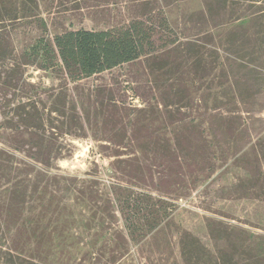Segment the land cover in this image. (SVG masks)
<instances>
[{"label": "rangeland", "instance_id": "obj_1", "mask_svg": "<svg viewBox=\"0 0 264 264\" xmlns=\"http://www.w3.org/2000/svg\"><path fill=\"white\" fill-rule=\"evenodd\" d=\"M36 2L38 7L34 16L3 23L10 36L11 46L18 56L35 39L46 33L51 37L55 32L62 31L113 29L135 18L151 34L150 43L143 47L144 54H156L165 50L173 39L167 35L165 24L174 27L175 32L177 26L182 27L184 17L191 13L197 14L205 8L203 0ZM44 24L46 32L42 28ZM183 34L188 39L192 36V32H176L174 38H181ZM144 60L141 56L138 62L145 68ZM139 72L138 65H125L110 73L82 80L78 89L83 92L80 96L85 101L82 103L83 107H87L85 103L88 97L93 96L90 99L93 101L96 84L111 87L117 104L130 110L133 118L137 109L145 105L148 109L153 107L152 102L159 99L160 92L151 89V85L154 88L153 84L150 85L151 81L154 82L151 75L135 81L134 77ZM185 76H188L186 81L191 79L190 75ZM228 78L233 80L231 75ZM23 79L42 86L59 85L35 65L26 67ZM191 81V100L205 94L207 104L194 110L180 109L179 112L186 117L185 121L174 126L166 123L167 135L163 134V137L164 140L166 137L171 138L170 142L173 143V136L178 134L181 139L186 134L189 141L193 139L196 143L193 148L203 154L205 139L207 144L210 143L207 159L205 156L200 157L201 159L193 158V150L187 155L186 163L174 160V155H171L166 164L169 170L166 172L167 168L162 170L163 162L160 158L147 154L152 153L151 148L144 151L146 153H141L137 149L139 147L132 142H128L129 146L124 148L102 143L103 134L99 125L95 131L94 119H90V126H85L84 132L77 138L56 136V144L61 148L63 158L51 162L49 172L51 179L60 181L55 184V188L61 187V193L56 197L55 207L49 211L51 214L54 211V218L49 214L46 221H43L46 225L56 222L51 224L56 227L50 231L51 235L45 234L42 243L36 246L26 233L28 222L34 215V207L30 202L13 211L14 219L11 221L2 214L3 211L0 212V264H97L95 250L92 248L96 240L99 245L105 242L104 245H107V242L117 241V238H120V244L128 239L118 199L130 190L135 195L143 196L142 199L145 196L151 197L152 205L143 204L139 216L151 220L155 214L153 218H156L158 225L143 240L128 239L130 242L127 251L118 259L117 264H184L180 244L186 239V234L198 239L205 250L215 251L209 226L222 233H241L262 242L264 247V85L253 96L245 100L238 98L235 105L227 106V100H215V97L216 94L218 98L231 95V90H226L227 85L231 84L229 81L223 85L225 91L221 87L219 93L216 89L206 87L207 84L200 80ZM68 87L71 88L72 85ZM202 88L204 89L196 92ZM91 91L93 95L90 94ZM6 98H10V95ZM3 109L4 104L0 103V147L6 148L7 144L12 143L9 140L12 136L5 129L9 120L5 121L1 116ZM79 110L82 114L81 102ZM156 115L160 116V113ZM192 118L202 128H191L189 120ZM222 122L230 123L231 129L224 127ZM157 125L151 128H156ZM124 126L128 132L134 131L132 122L129 127L125 121ZM86 147L89 152L83 157L79 156ZM171 148L174 149L173 146ZM18 156L17 160H22V155ZM61 161L67 162L69 168L60 167ZM77 163L83 164L84 169L71 167ZM2 185L0 182V189ZM83 185L94 190L97 187L102 193L103 201L108 197L112 204L109 213L95 215V211L84 204V199L76 190ZM154 202L156 206H153Z\"/></svg>", "mask_w": 264, "mask_h": 264}, {"label": "trees", "instance_id": "obj_2", "mask_svg": "<svg viewBox=\"0 0 264 264\" xmlns=\"http://www.w3.org/2000/svg\"><path fill=\"white\" fill-rule=\"evenodd\" d=\"M203 1L205 8L184 17L182 27L177 26L175 32L174 27L164 25L167 35L173 39L165 50L156 54H144L143 47L150 43L151 34L135 18L113 29L62 31L55 32L51 37L46 33L18 56L3 23L34 16L38 5L36 0H0V103L4 104L1 116L5 121L9 120L5 129L12 136L9 139L11 144H7L6 148L0 147V182L3 183L0 212L3 211L2 214L11 221L14 219L13 211L30 202L34 215L28 222L26 233L36 246L42 243L45 234L51 235L50 231L56 227L51 225L56 222L47 225L43 222L51 214L49 211L55 207L56 197L61 193V187L55 188L60 181L51 179L49 172L50 163L63 158L56 136L77 138L84 132L85 126H90V119H94L95 131L98 125L102 131V143L124 148L132 142L141 153L151 148L152 153L147 154L160 158L162 170L167 168V172L169 167L166 164L171 155H174V160L184 163L188 162L190 150H193V158L208 157L210 143L207 144L205 139L203 154L193 148L196 143L193 139L189 141L186 134L181 139L178 134L173 136V143L171 138L164 140L163 137V134L167 135L165 130L168 126L181 125L185 121L186 117L179 112L180 109L194 110L207 104L205 94L191 100V79L206 83V87L216 89L217 93L229 81L231 84L226 90H231V95L218 98L216 94L215 97V100H227V106L235 105L238 98L245 100L260 91L264 85V0ZM42 28L46 32L45 24ZM181 31L192 32L191 38L188 39L186 34L174 38L175 33ZM141 56L145 59V68L138 62ZM30 65L49 74L59 85L48 87L23 79L25 69ZM125 65H138L140 72L134 77L135 81L152 76L154 82L151 79L150 85L153 84L154 88L150 87L160 92L159 99L152 102L153 107L148 109L145 105L137 109L133 118L130 110L117 104L111 87L96 84L95 97L92 102L90 99L93 96L88 97L87 107L84 108L79 83ZM185 75H190L191 79L186 81L188 76ZM230 75L233 80L228 78ZM69 85L72 87L69 88ZM223 89L225 91V86ZM8 94L10 98H6ZM90 94L93 95L92 91ZM139 96L142 97V94ZM125 121L129 127L132 122L134 131L125 129ZM196 121L195 118L189 120L194 130L202 128V125L195 124ZM222 124L231 129L230 123ZM153 125L158 127L151 128ZM259 142L257 145H260ZM172 146L174 149H170ZM16 155H22V160H17ZM76 190L95 215L111 210V201L108 197L103 201L97 187L94 190L83 185ZM127 192L118 199L124 217V232L130 241H140L155 231L158 223L153 218V211L151 220L139 216L143 204L152 205L151 197L142 199L143 196L135 195L133 190ZM153 206H156L155 202ZM51 216L54 218V211ZM100 224L102 226L103 221ZM209 230L215 251L205 250L198 239L186 234V239L180 244L184 264H262V242L237 232L222 233L210 226ZM119 239L107 242V245H104L106 242L99 245L96 240L92 248L97 264H117L118 259L125 255L130 241L127 239L120 244Z\"/></svg>", "mask_w": 264, "mask_h": 264}, {"label": "clouds", "instance_id": "obj_3", "mask_svg": "<svg viewBox=\"0 0 264 264\" xmlns=\"http://www.w3.org/2000/svg\"><path fill=\"white\" fill-rule=\"evenodd\" d=\"M88 152H89V148L86 147V148L83 149V151H81L79 153V156L83 157ZM59 166L64 168V169H68L69 168V164L67 162H63V161L60 162ZM71 167L73 169H76V168L84 169L85 166L83 164L77 163V164H73Z\"/></svg>", "mask_w": 264, "mask_h": 264}]
</instances>
